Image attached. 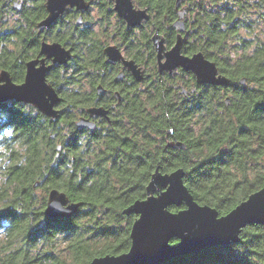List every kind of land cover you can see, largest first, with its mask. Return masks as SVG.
Returning a JSON list of instances; mask_svg holds the SVG:
<instances>
[{
    "label": "trees",
    "instance_id": "obj_1",
    "mask_svg": "<svg viewBox=\"0 0 264 264\" xmlns=\"http://www.w3.org/2000/svg\"><path fill=\"white\" fill-rule=\"evenodd\" d=\"M44 1L24 0L16 9L13 0H0V70L14 82H22L25 62L38 55L42 40L58 41L72 53L67 64L46 73L60 96L59 119L28 103H0V145L11 161L0 186V264H88L95 256L126 251L137 215L124 210L146 197L156 170L183 168L193 198L219 214L264 187V0H181L188 12L181 50L201 51L229 85L197 84L193 73L182 68L142 88L133 85L123 92L104 134L101 122L92 130L75 125L101 82V40L92 20L78 27L76 11L66 9L37 33L36 23L46 15ZM91 1L100 16L104 8L105 20L114 13L112 2ZM133 2L151 13L148 29L136 34L122 25L120 43L135 57L141 47L151 49V58V26L167 45L174 43L175 0ZM13 10L20 17L7 24L5 16ZM241 28L251 37L239 35L231 46L229 39ZM237 50L231 62L230 53ZM85 79L90 92L70 90ZM190 82L194 90L180 95L178 83L189 89ZM171 140L182 141L185 148L168 147ZM52 188L82 205L68 218H47L43 210ZM161 264H264V225L247 224L237 242Z\"/></svg>",
    "mask_w": 264,
    "mask_h": 264
},
{
    "label": "water",
    "instance_id": "obj_2",
    "mask_svg": "<svg viewBox=\"0 0 264 264\" xmlns=\"http://www.w3.org/2000/svg\"><path fill=\"white\" fill-rule=\"evenodd\" d=\"M113 9L122 18L127 28L140 26L149 19L146 8L136 7L132 0H126L121 6L117 0H113ZM91 0H45L46 15L36 23L37 33H41L54 23L66 9L85 11L89 8ZM181 0H175V9L178 17L172 25L179 31L175 36L174 44L165 49L164 38L157 30L150 39L156 53L158 72L171 73L180 67L185 71L196 67L198 72L193 73L197 84H210L228 86L229 79L218 72L215 62L206 58L201 51L191 55L181 53L183 37L181 32L185 29L182 19L185 8L179 5ZM21 1H14L13 6L20 9ZM82 17L76 18L75 24L81 23ZM107 63L121 60L135 80L141 81L142 71L133 60L123 57L119 48L108 45L103 49ZM72 57L70 49L58 41L42 40L36 57L25 62V74L22 82L12 80L9 72L0 70V77L9 85L0 93V103L14 100L28 103L44 115L59 119L60 112L56 107L60 101L58 92L47 82L46 73L53 67L67 64ZM50 60V63H46ZM191 72V71H190ZM36 73H40L43 83L36 86L34 81ZM120 74L117 75V78ZM244 83V78L240 79ZM97 93H101L102 87L96 85ZM118 101L122 99L115 92ZM229 97H225L227 104ZM87 117L80 116L75 120L78 128L95 127V121L91 118L104 116L109 119L107 111L97 105L85 108ZM168 147L184 149L182 141H168ZM184 170L179 167L170 172L162 173L156 170L146 186V197L133 201L125 208V213L137 215L133 221L130 232L129 248L118 254H106L93 257L88 264H161L175 257L198 252L206 247L227 245L239 241L240 230L247 224L257 223L264 225V187H261L240 201L226 213L219 214L216 208L207 204L198 203L183 182ZM161 183L171 190V195L161 188ZM35 183L34 185H36ZM162 196L166 199H162ZM82 205L81 201H70L64 191L52 188L47 193L46 205L43 210L47 218H68ZM179 209L171 211L169 207ZM184 206V207H181ZM176 214L173 216V214ZM172 239H176L172 242Z\"/></svg>",
    "mask_w": 264,
    "mask_h": 264
},
{
    "label": "flooded vegetation",
    "instance_id": "obj_3",
    "mask_svg": "<svg viewBox=\"0 0 264 264\" xmlns=\"http://www.w3.org/2000/svg\"><path fill=\"white\" fill-rule=\"evenodd\" d=\"M13 1H15V0H13ZM19 1L24 3V0H19ZM108 1L112 2L111 7L113 9V3H114L113 0H108ZM133 4H134V2H133ZM90 6H91V4H90ZM134 6L140 7V6H137L135 4H134ZM140 8H142V7H140ZM181 8H185V11L183 12V15H182V19L185 23L186 18L188 17L187 6L185 5V3L181 2L178 9L180 10ZM73 10L76 11L75 18H77L79 15H81V17H82L81 23L78 25V27H79L80 25L83 24L84 21H86V13L84 11H78L75 8ZM102 12L104 13V8L101 6V16L99 15V11L96 10L95 15H96L97 21L92 22L93 28H94V26H97V28L101 34V60L103 62L102 63L103 67L101 68V82L99 81V83H97V84L101 85L102 91L100 94L97 93V96H93V98L90 100V103L86 107L92 106V105H97V106L103 107L107 111V115L109 116V119L104 117V116L91 118L93 121H95V124H96L95 127L97 126L98 123L101 122V134H104V131L102 129L106 125H109L111 123L112 116L114 114H116V110L122 105L123 92L130 91V88L133 85L137 86L140 84H144L146 82H152L155 79L163 78L166 74L173 75L175 73H179L181 68L178 67L175 70H173L171 73H169L167 71H162L161 73H159L158 69H157V63H156V53H155V49L152 45V42H151V45L153 48V50H152L153 55L151 54V58H149V56H148V52L150 55L151 49L147 50L144 47H141L139 56L136 55V57H135L132 55H128L127 54V48L123 47L120 43L122 25H124V27L127 28L125 26V23H123L124 21L122 20V18H120L116 14L115 10H114V13L109 15L108 18L106 17L108 19V21H107V19L105 20L104 14H102ZM147 12L149 13V19H150L151 13L148 10H147ZM175 14H176V16H175L174 20L178 17V13H177L176 9H175ZM147 20L143 21L140 26L133 27L132 31H134V33H136L139 30H141L142 27H144L146 25L145 22ZM151 30H152L151 31L152 34L155 30H157L158 33L160 34V36H162L164 38V45H165L166 50L169 49L174 44V43H172L171 45H167L165 42L164 35L161 32H159V30L157 28H155L154 26L151 27ZM174 30H175L174 35L176 36V34L179 31L175 27H174ZM184 34H185V29L183 32H181L182 37L184 36ZM151 35H150V37H151ZM108 45H115L117 48H119V50L121 51V54L123 55L124 58L134 61L136 66L142 71L143 78L141 81H137L134 79V77L131 75V73L126 68L123 67V63L121 60L116 61L114 63H107L106 62V55H105L103 49ZM194 52L184 53L181 50V53H183L185 55H191ZM141 55H143L144 58L140 59ZM46 63H50V60H46ZM118 74H120L119 78H117ZM190 84H191L190 88L187 89L185 87V85H183L182 83H178L177 87H178V91H179L180 95L186 96L189 91L194 90V83L190 82ZM115 92H118L120 94V96L122 97V99L120 101H118V98L115 95ZM86 107H84L83 112H79L78 117H80V116L87 117L88 116V114L85 112ZM83 129L92 130V129H89L87 127L83 128Z\"/></svg>",
    "mask_w": 264,
    "mask_h": 264
},
{
    "label": "rangeland",
    "instance_id": "obj_4",
    "mask_svg": "<svg viewBox=\"0 0 264 264\" xmlns=\"http://www.w3.org/2000/svg\"><path fill=\"white\" fill-rule=\"evenodd\" d=\"M16 1H19V0H16ZM9 4H11V1L9 2ZM96 10L97 9H96V6L94 4H92L90 6V8L87 10V14H86L87 23H89L90 20H92V22L93 21L94 22L97 21L96 15H95ZM18 17H20L19 13L17 11L13 10V11H9L7 13V15L5 16V19L7 21V24H12L13 21H15V20L18 19ZM85 24L86 23H84L83 25H85ZM146 26L147 25H145L144 27H142L143 30L148 29V27H146ZM92 28H93V26H92ZM93 29L96 31V33L98 34V36H99V38L101 40V34H100L97 26H94ZM141 32L142 31L139 30L138 32H136V34L141 33ZM239 35L241 37H243V38H246V39H248L249 37H251L250 34H248V32H246L243 28H241L239 30L238 35L236 37H231L229 39V44L231 46H234V45H237L238 44L236 38H238ZM239 53H240V50L233 51L232 53H230V56L229 57L231 58V62L234 59H237L238 58ZM184 79H186V76L184 77ZM142 87H144V84H140L139 85V88H142ZM75 89L76 90H82V91H85V92H90L91 91V87L88 84V80L87 79H85V80L82 81L81 86L72 85L70 87V90H75ZM10 162L11 161H10V158H9V152H8V150L5 147H3V146L0 145V186L4 184L6 167L8 166V164ZM36 193H37V195H40L42 192H41V190L38 189L36 191Z\"/></svg>",
    "mask_w": 264,
    "mask_h": 264
},
{
    "label": "snow or ice",
    "instance_id": "obj_5",
    "mask_svg": "<svg viewBox=\"0 0 264 264\" xmlns=\"http://www.w3.org/2000/svg\"><path fill=\"white\" fill-rule=\"evenodd\" d=\"M117 2L122 6L126 0H117ZM190 71L195 73L198 72L199 69H197L196 67H192L190 68ZM52 81H48V83H51ZM23 83V82H22ZM36 86H42L43 80L41 77L40 73H36V77H35V81H34ZM9 85L3 80L2 77H0V93H2L3 91H5L6 87H8ZM10 135V133H9ZM161 188H164L165 192H167L169 195H171V190L168 187H165L164 183H161L160 185ZM162 199H166L165 197L162 196ZM176 214L174 213L173 216H175ZM225 215H228L227 213Z\"/></svg>",
    "mask_w": 264,
    "mask_h": 264
}]
</instances>
